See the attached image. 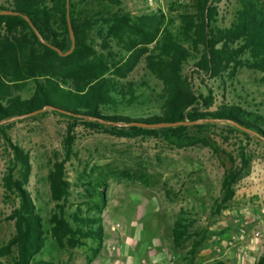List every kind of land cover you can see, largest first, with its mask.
<instances>
[{
  "label": "trees",
  "instance_id": "obj_1",
  "mask_svg": "<svg viewBox=\"0 0 264 264\" xmlns=\"http://www.w3.org/2000/svg\"><path fill=\"white\" fill-rule=\"evenodd\" d=\"M187 2L189 10L177 14L179 25L174 32L171 18L160 9L132 16L113 10L120 6V0H68L74 49L66 56H59L47 46H55L62 53L70 49L66 0L0 2V11L18 13L0 15V135L10 154L1 187L3 200L12 204L6 219L12 221L14 229L0 245V259L9 257L11 264H45L36 259L45 245V231L27 189L30 158L9 139L5 132L8 120L49 113L68 120L61 159L55 157L47 174L49 195L54 202L48 219L49 234L59 249H73L84 240L89 241V263L102 247L105 184L82 178L86 196L94 200L95 213L83 215L76 207L66 216L70 185L65 178V165L73 156L77 125L101 129L115 137H159L174 149L201 146L217 152L206 136L194 130L203 131L207 125L223 122L231 131L264 144L263 115L233 102L215 106L213 91L199 92L194 78L183 73L191 60L194 75L213 79L222 86L232 82L242 69L264 74V0H235L237 8L228 24L219 21L217 2ZM141 59L146 71L161 84L160 111L147 116L122 115L118 113L121 108L140 105V85L127 78ZM194 121L199 123L152 127ZM227 159L229 167L221 179V198L214 213L233 199L236 184L251 166L245 148H239L234 157L227 155ZM123 176L142 185L147 183L142 173ZM185 214L181 209L171 226L175 249L195 235L190 231L192 220ZM202 241L201 237L192 240L187 254H195ZM254 264H264V252Z\"/></svg>",
  "mask_w": 264,
  "mask_h": 264
},
{
  "label": "rangeland",
  "instance_id": "obj_2",
  "mask_svg": "<svg viewBox=\"0 0 264 264\" xmlns=\"http://www.w3.org/2000/svg\"><path fill=\"white\" fill-rule=\"evenodd\" d=\"M120 1V6L113 10L132 16L162 10L171 18L174 32L179 25L177 14L189 10L187 0L178 3L163 0L162 4L154 5H149L148 0ZM213 1L217 2L221 15L219 21L228 24L237 8L235 0ZM94 34L91 32L92 36ZM112 46L119 52L114 44ZM192 64L188 61L183 73L194 78L193 84L199 92L213 91L215 106L221 102L238 103L264 116L263 73L242 69L232 82L222 86L213 79L194 75ZM127 80L140 85L137 91L140 105L121 108L118 113L130 117L158 113L161 84L146 71L143 59ZM67 121L49 113L11 120L5 131L30 158L27 189L45 231V245L36 256L37 260L45 264H114V261L117 264H254L264 252V144L231 131L223 122L207 125L203 131L194 130L206 136L217 152L201 146L174 149L159 137H115L101 129L77 125L73 156L65 165V178L70 185L66 216L69 217L76 207L83 215H93L94 200L86 196L84 180L104 183L102 247L90 263L87 259L91 243L87 240L73 249H59L49 234L48 219L54 202L50 199L47 174L55 157L61 159ZM239 148H245L251 157L250 170L236 184L233 199L214 213L221 198V179L229 167L227 155L234 157ZM9 159V151L0 135V245L14 232L12 221L6 219L12 204L3 200L1 187V177ZM123 173L131 176L142 173L147 183L142 185L125 178ZM181 209L192 220L190 231L195 235L175 249L170 230ZM115 224L118 228L112 231ZM253 232H257V237H253ZM200 237L201 245L195 254L188 255L191 241ZM113 245L118 250L111 254L109 249ZM0 264H11L10 258L0 259Z\"/></svg>",
  "mask_w": 264,
  "mask_h": 264
},
{
  "label": "water",
  "instance_id": "obj_3",
  "mask_svg": "<svg viewBox=\"0 0 264 264\" xmlns=\"http://www.w3.org/2000/svg\"><path fill=\"white\" fill-rule=\"evenodd\" d=\"M66 19H67V25H68V33H69V38H70V41H71V46H70V49L64 53L61 52L60 49H58L57 47L55 46H52V45H49L47 44V46L49 48H51L52 50H54L55 52H57V54L59 56H66L68 54H70L73 49H74V34H73V31L71 29V26L69 24V18H68V0H66ZM18 13L17 12H12V11H0V15H17ZM24 19L26 20V22H28L29 26L32 28V30L36 33L35 29L33 28V25L31 24V22L29 21V19L27 17L24 16ZM44 108L40 111H43ZM36 112L34 113H31V114H27V115H24V117H28L32 114H35ZM23 117V116H22ZM21 117H17V118H13L11 120H15V119H19ZM11 120H8V121H11ZM196 123H199V121H194V122H180V123H170V124H158V125H154L152 127H170V126H174L176 124H183V125H192V124H196Z\"/></svg>",
  "mask_w": 264,
  "mask_h": 264
},
{
  "label": "built area",
  "instance_id": "obj_4",
  "mask_svg": "<svg viewBox=\"0 0 264 264\" xmlns=\"http://www.w3.org/2000/svg\"><path fill=\"white\" fill-rule=\"evenodd\" d=\"M163 0H148L149 5H154L156 3L162 4ZM116 228H118V224H115L111 227V230L114 231ZM253 237H257V232L252 233ZM118 247L117 246H111L109 249V252L113 254L114 252H117ZM114 264H117V261H114Z\"/></svg>",
  "mask_w": 264,
  "mask_h": 264
},
{
  "label": "crops",
  "instance_id": "obj_5",
  "mask_svg": "<svg viewBox=\"0 0 264 264\" xmlns=\"http://www.w3.org/2000/svg\"><path fill=\"white\" fill-rule=\"evenodd\" d=\"M118 263V262H117Z\"/></svg>",
  "mask_w": 264,
  "mask_h": 264
}]
</instances>
